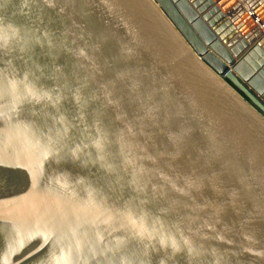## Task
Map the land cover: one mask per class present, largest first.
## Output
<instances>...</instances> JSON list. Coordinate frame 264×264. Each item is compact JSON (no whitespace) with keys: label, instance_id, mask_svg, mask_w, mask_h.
I'll return each mask as SVG.
<instances>
[{"label":"water","instance_id":"water-1","mask_svg":"<svg viewBox=\"0 0 264 264\" xmlns=\"http://www.w3.org/2000/svg\"><path fill=\"white\" fill-rule=\"evenodd\" d=\"M0 264H264V0H0Z\"/></svg>","mask_w":264,"mask_h":264}]
</instances>
